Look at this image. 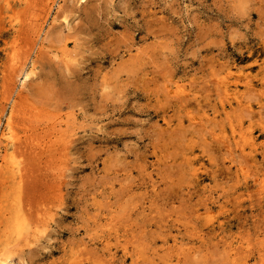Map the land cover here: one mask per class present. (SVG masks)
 I'll return each instance as SVG.
<instances>
[{
  "label": "rangeland",
  "instance_id": "1",
  "mask_svg": "<svg viewBox=\"0 0 264 264\" xmlns=\"http://www.w3.org/2000/svg\"><path fill=\"white\" fill-rule=\"evenodd\" d=\"M0 143L9 264H264V0H0Z\"/></svg>",
  "mask_w": 264,
  "mask_h": 264
},
{
  "label": "bare ground",
  "instance_id": "2",
  "mask_svg": "<svg viewBox=\"0 0 264 264\" xmlns=\"http://www.w3.org/2000/svg\"><path fill=\"white\" fill-rule=\"evenodd\" d=\"M85 1L86 0H78V4L79 3H84ZM63 20H64V24L66 26H69L70 21L67 18H64ZM33 68H35V67L33 66ZM32 74H33L32 71L29 72L28 69H26L25 67L22 68L21 69V81H20V85L21 86H24L26 84V82L30 79V77H31ZM224 82H226V81H224ZM221 83H223V81ZM251 85H254V84L251 83ZM222 89H223V93L225 95H231L233 98H235V99L237 98L236 97V92H235L236 91V88L233 89L230 86H228V85H226V84L223 83ZM176 90L178 92H184L183 89H182V87H180V86H177ZM0 148H1V145H0ZM11 171H13V170L11 169ZM22 225H23V223H22ZM20 227H21V225L20 224L18 225V223H17L16 224L17 232H19L21 230ZM20 233H21V231H20ZM0 264H9V261L6 258H1L0 257Z\"/></svg>",
  "mask_w": 264,
  "mask_h": 264
}]
</instances>
